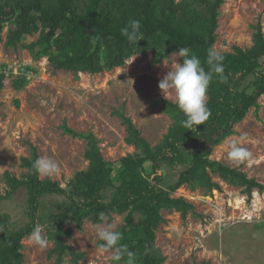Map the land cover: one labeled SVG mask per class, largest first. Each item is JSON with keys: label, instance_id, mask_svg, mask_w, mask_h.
Here are the masks:
<instances>
[{"label": "trees", "instance_id": "1", "mask_svg": "<svg viewBox=\"0 0 264 264\" xmlns=\"http://www.w3.org/2000/svg\"><path fill=\"white\" fill-rule=\"evenodd\" d=\"M194 2L195 8L177 0H0V44L6 25L15 23L7 32L5 47L16 49L25 36L39 35L28 48L32 52L38 48L36 57H50V64L59 71L98 74L122 67L135 53L151 49L162 60L181 47L190 48L207 71V53L216 43L219 9L224 1ZM130 19L141 21L143 40L137 45L121 34ZM253 40L249 49L236 47L234 52L222 54L226 79L213 75L207 102L212 115L197 126L196 132L181 126L186 117L177 104L164 101L162 111L173 124L162 142L151 147L133 121L118 113L126 127V143L140 153L122 159L115 173L92 134L76 133L65 126V134L88 141L85 157L90 167L78 172L64 189L34 172L32 164L39 155L30 146V157L21 159L26 173L20 179L10 174L5 177L8 197L24 192L26 223L14 229L11 216L0 214V264H23L22 242L40 224L39 210L49 196L63 199L66 205L65 212L52 223L55 232L50 255L56 256V264H65L66 256L71 257L72 264H80L85 258L67 244L74 234L65 229L67 223L79 230L85 220L102 224L101 213L109 220L128 213L125 225L117 230L123 234L120 243L136 254V264H163L164 259L153 251L156 230L164 222L162 211L175 210L185 216L193 210L184 199L172 197L180 187L218 189L211 178L215 174L229 185L245 188L248 196L264 190L238 169L210 159L246 113L251 108L260 109L259 99L264 95V34L260 25ZM53 50L57 53L51 54ZM134 215H138L136 224Z\"/></svg>", "mask_w": 264, "mask_h": 264}, {"label": "rangeland", "instance_id": "2", "mask_svg": "<svg viewBox=\"0 0 264 264\" xmlns=\"http://www.w3.org/2000/svg\"><path fill=\"white\" fill-rule=\"evenodd\" d=\"M223 1L213 49L222 55L236 47L251 48L259 25L264 34V0ZM177 2L195 8L194 0ZM14 25H6L0 44V214H9L14 229H19L26 223L25 195L22 191L8 197L5 177L10 174L20 179L26 173L21 159L30 157V146L37 149L39 157H51L61 167L59 175L40 179H51L68 189L78 172L89 169L90 162L85 157L88 141L65 134V126L76 133L92 134L115 173L122 159L140 153L126 143V127L118 113L130 118L141 136L156 147L173 124L162 111L163 102L177 103L173 90L163 93L159 87L173 66L172 54L160 60L149 49L131 55L122 67L98 74L59 71L50 64V57H36L38 48L33 52L28 48L39 35L25 36L16 49L5 47L7 32ZM56 53L53 50L51 54ZM177 62L182 63V58L177 57ZM259 104V111L251 108L210 159L238 169L264 186V95ZM232 140L251 151L250 162L236 164L229 159ZM211 178L218 189L184 185L172 193L193 210L185 216L175 210L162 211L164 222L156 230L154 253L164 259L163 264H264V190L248 196L245 188L229 185L215 174ZM65 210L63 199H43L39 225L48 243L41 248L26 237L23 264H56V256L50 255L54 248L52 223ZM127 217L128 213L113 215L102 225L112 223L117 231ZM137 221L138 215H134L133 223ZM95 226L85 220L79 230L67 223L65 229L74 232L67 244L85 254L80 264H116L111 250H101ZM70 260L66 256L65 264H72Z\"/></svg>", "mask_w": 264, "mask_h": 264}, {"label": "clouds", "instance_id": "3", "mask_svg": "<svg viewBox=\"0 0 264 264\" xmlns=\"http://www.w3.org/2000/svg\"><path fill=\"white\" fill-rule=\"evenodd\" d=\"M141 21L139 19H130L125 27L121 29V34L127 38L130 44L137 45L143 40V34L140 31ZM173 66L164 78L160 81L159 87L165 93L166 90H173L175 93L176 103L183 112L186 119L180 121L181 126L196 132L197 126L205 124L212 113L207 106V93L213 75L224 77L223 60L224 57L218 51L210 48L207 53V64L209 70L202 66L201 59L191 51L190 48L181 47L178 52L171 56ZM177 57L182 58V63L177 62ZM167 98V97H166ZM245 139L240 137V141ZM240 141L232 140L229 143L230 150L228 157L236 164L250 162L252 153L246 147H243ZM34 172L42 177L52 178L59 175L61 171L60 164L48 156L39 157L32 164ZM105 216L100 214V220L104 221ZM97 235L103 243L100 245L103 251H112L111 260L119 264H136V254L131 251L126 244H121L123 234L115 230V225L108 223L106 226L97 224ZM29 239L41 248L47 246V239L42 233V228L37 224L29 235Z\"/></svg>", "mask_w": 264, "mask_h": 264}]
</instances>
